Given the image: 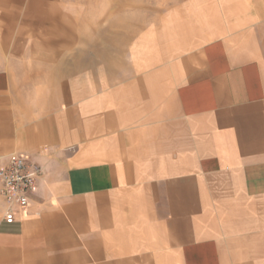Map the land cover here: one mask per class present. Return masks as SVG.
<instances>
[{
  "label": "crops",
  "instance_id": "obj_1",
  "mask_svg": "<svg viewBox=\"0 0 264 264\" xmlns=\"http://www.w3.org/2000/svg\"><path fill=\"white\" fill-rule=\"evenodd\" d=\"M121 56L46 104L0 70V160L42 169L0 264H264V0H184Z\"/></svg>",
  "mask_w": 264,
  "mask_h": 264
},
{
  "label": "rangeland",
  "instance_id": "obj_2",
  "mask_svg": "<svg viewBox=\"0 0 264 264\" xmlns=\"http://www.w3.org/2000/svg\"><path fill=\"white\" fill-rule=\"evenodd\" d=\"M182 1L0 0V70L17 79L34 74L18 90L27 93L24 101L46 104L57 85L67 86L48 74L58 69L64 78L75 63L77 71L100 68L104 55L117 62L133 35Z\"/></svg>",
  "mask_w": 264,
  "mask_h": 264
},
{
  "label": "built area",
  "instance_id": "obj_3",
  "mask_svg": "<svg viewBox=\"0 0 264 264\" xmlns=\"http://www.w3.org/2000/svg\"><path fill=\"white\" fill-rule=\"evenodd\" d=\"M42 169L29 158L9 155L0 160V202L6 223L20 219L27 212L34 196Z\"/></svg>",
  "mask_w": 264,
  "mask_h": 264
}]
</instances>
